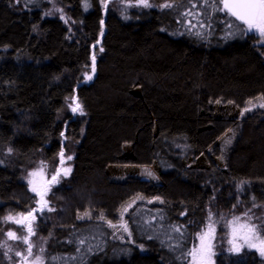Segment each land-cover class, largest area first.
<instances>
[{
    "label": "trees",
    "instance_id": "1",
    "mask_svg": "<svg viewBox=\"0 0 264 264\" xmlns=\"http://www.w3.org/2000/svg\"><path fill=\"white\" fill-rule=\"evenodd\" d=\"M105 1L0 0V264H7V232L23 229L4 218L30 210L42 264H188L210 217L219 235L234 217L264 231V110L239 123L214 120L205 130L206 136L236 131L227 171L186 165L213 103L245 109L264 100V87L238 82L255 69L240 68L241 57L226 54L252 41L246 26L218 10V0H150L149 9L124 11L112 4L106 18ZM216 52L222 55L213 60ZM137 84L168 100L126 90ZM75 97L82 118L68 112ZM151 123L162 182L114 181L111 164ZM61 152L74 156L73 170L57 175L51 211L41 212L27 177L40 162L56 169ZM136 155L144 159L138 149ZM253 159L247 176L232 175ZM138 196L163 204L140 203L130 212L134 245L114 241L100 219L118 223L120 210ZM88 212L93 219L80 221ZM221 254L216 264H264L256 252Z\"/></svg>",
    "mask_w": 264,
    "mask_h": 264
},
{
    "label": "rangeland",
    "instance_id": "2",
    "mask_svg": "<svg viewBox=\"0 0 264 264\" xmlns=\"http://www.w3.org/2000/svg\"><path fill=\"white\" fill-rule=\"evenodd\" d=\"M149 4H151L150 0H148ZM114 4L117 6L118 10H127L133 8H146L149 9L152 7H144L142 4H139L138 0H106L105 1V18L109 12V6ZM58 10V11H57ZM57 13L62 15V19L70 23L69 19L63 14V11L57 9ZM247 28V27H246ZM105 24L103 22V30L101 34L100 43L95 47H100L102 39L105 34ZM251 36L252 41L250 43H246L243 45L236 46L226 52L229 57H234L235 55H239L241 59L238 61V65L240 68H246L248 70L255 69L254 74L249 75L240 79L239 83H245L251 86L252 88H263L264 87V36L260 35L257 32L251 31L248 32ZM222 53L216 52L213 54V60H217ZM129 92H132L138 96L143 97L144 99L149 100H159L161 102L167 101L168 98L160 94L159 92L153 91L152 89L145 87L141 84H137L133 88L126 89ZM79 103V100L75 97L70 101L68 112L74 118H82L85 116L84 111L78 110L76 112L72 111V107L70 105L75 106V104ZM264 104L263 98H258L254 101L248 103L245 109H238L234 104H226L223 101H219L212 104L213 112L210 114H204L200 119V131L198 135L193 139L192 144L196 148L197 153L193 159H190L186 162L188 167H199V168H207V169H222L224 171L228 170L227 166V156L229 151L233 148L236 141V131L235 130H226L214 135H205V130L211 128L214 120H222L228 119L234 123H239L249 115H252L256 111L264 110V107L261 105ZM81 106V105H80ZM157 135V125L155 123H151L144 128H142L136 138V141L133 144L125 145L123 148V154L121 157L117 158L109 168V174L111 178L116 182H126L129 179H146L150 180L154 183H161L160 171L157 167V164L154 161L153 156V145L154 139ZM140 150L142 154H144V159H140L139 156L136 155V150ZM71 156L72 159H68ZM74 160L73 155L63 154V158L60 157L58 166L56 169L52 170L51 167L44 162H40L35 169H33L30 173L37 172L36 176H31L30 173L27 177V185L31 194L36 196L37 200H39V195L36 192L32 191V188L35 186L41 192L45 191L44 199L47 201L46 209L51 211L49 196L52 189L60 183V180L56 178V181H52V176L57 175H65V171L69 170L67 175L69 176L72 173L73 166L72 162ZM256 159H253L249 162L247 169L245 170H232L231 173L234 177H242L247 176L249 168L256 162ZM43 169L42 173L39 171ZM151 175H148V173ZM29 180H32L33 183L30 184ZM54 182V183H53ZM46 186V187H45ZM40 200L38 202V205ZM140 203L148 204V205H161L163 201L160 199H146L143 196H138L132 199L130 202L125 204L123 208L118 213L119 222L114 224L105 219L104 216L100 219L101 222L106 223L110 231L113 235V240L122 244H132V232L128 226L127 218L130 212ZM40 206V205H39ZM27 216V215H25ZM15 220H23L24 218L21 215L14 216ZM235 218H232L228 222V232L224 235H219L217 224L215 223V219L210 217L207 225L204 230L200 232L197 244L195 248H198L200 245V235L202 233H210L209 236L205 237L206 242L211 244V255L209 258V264H216L217 258L221 256L222 252L228 254L229 256H240L246 252H256L258 255L264 259V254H262V247L260 242L253 241L256 246L249 247L244 241L237 238L235 240V247L233 244L229 243L230 239H233L232 229L236 227L239 229L240 225L243 224H251L248 222H243L241 219L235 221ZM93 219L92 213L88 212L84 215L79 216L80 221L91 220ZM13 222L12 220H9ZM235 221V224L231 223ZM28 224V222H25ZM209 224L212 225V229L214 231L209 230L207 227ZM22 230H16L11 228L9 231H13L16 233L17 239L9 238L6 234L4 244H5V257L7 264H42V258L37 259V253L35 252V246L32 244L31 238L32 234L28 232L27 227L25 225L22 226ZM257 235L260 236V239L264 240V231L256 226ZM8 231V232H9ZM7 232V233H8ZM237 237H239L240 233L237 232ZM22 237H27V242H25ZM220 237L224 238V243H219ZM29 244L32 246L31 254L28 253ZM139 250L143 254H147V251L139 247ZM21 255H17V253ZM191 264V257H189V263Z\"/></svg>",
    "mask_w": 264,
    "mask_h": 264
},
{
    "label": "snow or ice",
    "instance_id": "3",
    "mask_svg": "<svg viewBox=\"0 0 264 264\" xmlns=\"http://www.w3.org/2000/svg\"><path fill=\"white\" fill-rule=\"evenodd\" d=\"M139 4H142L144 7H151V4H149L148 0H138ZM219 4L222 6L218 10L220 11H226L231 16L235 17L236 20L240 21L242 24L246 25L247 28L242 30L245 32H257L260 35L264 36V0H218ZM171 5H164V7H170ZM103 51V49H101ZM95 61V56H93V62ZM93 71H95V68L93 67ZM91 77H89L90 79ZM72 107V111L76 112L78 110L81 111V106L76 103L75 106L70 105ZM261 107H264V104L261 105ZM61 157L63 158V152H61ZM68 159H72L71 156L68 157ZM41 173L43 169L41 168L39 170ZM69 170L65 171V175L68 174ZM38 173L33 172L30 173L31 176H36ZM58 175V173H57ZM57 175L52 176V181H56ZM148 175H151L149 172ZM29 183L32 184L33 181L29 180ZM33 192H36L41 197V201L43 202V205L47 204V201L43 200V192H41L37 187L32 188ZM43 205L41 207V211L43 210ZM21 217H23V220H15L13 217L8 216L4 219L6 220H12L16 224L24 225L25 221L31 217L32 219H35L33 216L32 211L30 210L27 213V216L25 214L21 213ZM247 215V213L245 214ZM240 218L236 217L235 221H238ZM235 221H232L231 223L235 224ZM27 230L29 233L34 234L33 229L31 227V224L28 223L26 225ZM211 231H214L212 229V225L209 224L207 226ZM237 232L240 233L239 237H237ZM233 239L229 240L230 244H233L235 247V240L239 238L240 240L244 241L249 247L256 246L253 241H259L261 246H264V240L260 239V236L257 235V228L256 225L252 224H243L240 225L239 229L236 227H233L232 229ZM9 238L17 239L16 233L13 231H9L7 233ZM210 233H202L200 235V245L198 248H193L190 251H188L187 255L191 257V264H209V258L211 253V244L209 242H206L205 237L209 236ZM25 242H27V237H22ZM43 251V249H41ZM32 252V246L29 244L28 247V253L31 254ZM262 254H264V247H262ZM17 255H21L19 252ZM39 260L40 258L37 257Z\"/></svg>",
    "mask_w": 264,
    "mask_h": 264
},
{
    "label": "water",
    "instance_id": "4",
    "mask_svg": "<svg viewBox=\"0 0 264 264\" xmlns=\"http://www.w3.org/2000/svg\"><path fill=\"white\" fill-rule=\"evenodd\" d=\"M233 17V16H232ZM234 19H235V17H233ZM238 21V20H237ZM238 22H240V21H238ZM241 23V22H240ZM244 25V24H243ZM244 26H246V25H244ZM247 27V26H246ZM46 187V186H45ZM44 195H45V191L43 192V200L45 201V199H44ZM39 197V200H40V203H39V205H40V208L42 207V205H43V202L41 201V197H40V195L38 196ZM45 209H46V205H43V210L41 211V212H44L45 211ZM33 216H34V214H33ZM30 220V218H28L25 222H28Z\"/></svg>",
    "mask_w": 264,
    "mask_h": 264
}]
</instances>
